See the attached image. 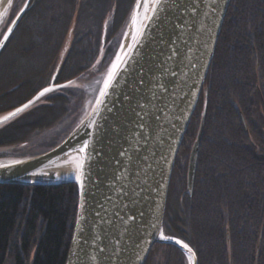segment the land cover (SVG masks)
<instances>
[{
    "label": "trees",
    "instance_id": "trees-1",
    "mask_svg": "<svg viewBox=\"0 0 264 264\" xmlns=\"http://www.w3.org/2000/svg\"><path fill=\"white\" fill-rule=\"evenodd\" d=\"M133 3L134 0H30L6 42L27 34H34L36 39H25L18 45V55L30 54L19 65V82L36 81L37 89L42 86L41 80H46V67L47 78L57 67L58 71L64 68L67 81L91 69L92 51L85 39L93 35L91 21L97 17L93 24L100 35L106 16L113 13L112 20L118 19L120 25L114 30L118 23H111L107 32L110 36L123 26ZM105 25L108 29L109 22ZM66 28L72 42L65 41L67 50L58 65L61 42L53 45L52 52L45 51L51 36L63 39ZM76 36L79 39L74 44ZM39 41L44 43L38 44ZM79 43H85L82 52L78 50ZM42 60L41 76L36 69ZM7 69L3 76L9 75L12 84L17 78L10 65ZM23 72L25 75H21ZM33 96L27 95L11 107L1 105L0 114ZM55 116L49 114L45 120L36 116L28 119V124L4 127L0 130V148L25 140L32 127L48 124ZM202 116L203 135L190 194L184 191L185 169L177 167V161L181 153L187 154ZM263 128L264 0H231L202 94L176 155L163 220L164 235L186 243L194 251L198 264H264ZM76 205L77 191L73 184L0 185V264H64ZM227 231L231 260L225 248ZM185 259L176 247L155 244L145 264H184Z\"/></svg>",
    "mask_w": 264,
    "mask_h": 264
},
{
    "label": "water",
    "instance_id": "water-1",
    "mask_svg": "<svg viewBox=\"0 0 264 264\" xmlns=\"http://www.w3.org/2000/svg\"><path fill=\"white\" fill-rule=\"evenodd\" d=\"M230 1L152 0L125 48L121 41L102 90L78 125L45 153L0 159V185L76 186V215L64 264H145L155 244L174 246L189 264H198L186 243L164 235L163 220L176 155ZM144 2L136 0L133 6L138 17ZM25 10L26 6L4 34L0 51ZM56 87L48 86L1 114L0 130L45 94L65 86ZM203 123L204 116L189 156L188 191ZM64 165L73 167L69 179L34 178Z\"/></svg>",
    "mask_w": 264,
    "mask_h": 264
},
{
    "label": "rangeland",
    "instance_id": "rangeland-1",
    "mask_svg": "<svg viewBox=\"0 0 264 264\" xmlns=\"http://www.w3.org/2000/svg\"><path fill=\"white\" fill-rule=\"evenodd\" d=\"M30 4V0H9L8 4L0 14V42L8 30L9 26L13 22V20L16 18L18 13L26 6L28 8ZM26 8V9H27ZM26 11V10H25ZM127 19L123 26L117 31V33L111 34L109 36L108 30L111 27V23H118L114 30L118 28L120 25V22L118 19L112 20V14L109 13L106 16V21L104 23L103 28L100 30H97V26L93 24V21L97 19L94 18L91 22V31L93 32L92 36H88L85 38L88 43V45L91 47L92 56L91 61L93 64V67L91 69H88L87 71H84L83 74L76 76L75 78L65 82L63 86H65V90H67L68 94L65 99V103L62 106V113L56 114L53 121H51L48 124H45L43 126H39L34 123V126L31 128L30 133L26 134L27 138L23 141H20L19 143H15L12 145H9V147L0 148V159L3 158L4 160H10L9 158H14V160H22L31 158L34 156H37L39 154L45 153L46 151L50 150L51 148L58 145L77 125L78 123L85 117V115L89 112V110L94 105L100 91L102 90V87L107 79V76L111 70V67L117 57V53L120 48V43L122 41V38L124 36L128 19L130 18V11L128 12ZM107 21L109 22L108 29L106 28ZM115 21V22H114ZM27 20H24L23 23L27 25ZM89 22V21H88ZM66 25V24H65ZM28 26V25H27ZM76 28V22L74 24ZM73 26V29H75ZM24 29V28H22ZM20 29V31H22ZM67 29L64 32V38H60L59 36H54L50 38V46L46 47L45 52H52L53 45H58L60 42V47L58 48V65L64 60V55L67 49V45L65 41L68 43H71L70 41V32H67ZM25 30V29H24ZM84 28H81L80 31L83 32ZM22 34V32H20ZM72 37V35H71ZM25 39H31L33 41L34 34L31 35H21V37H14L10 38V41L5 46V53L3 58L0 61V67L8 62V65H10V68L12 69L14 67L15 62L20 65V63H23L25 58H28L30 55L27 52H25L23 55H18V45L25 41ZM75 39L78 40L79 38L76 36ZM36 40V39H34ZM31 41V42H32ZM43 44V41H39L38 44ZM65 43V44H64ZM37 44V43H36ZM80 46L78 47V50L82 52V50L85 48V43H79ZM30 48L27 49L29 51ZM21 54V53H20ZM90 60V58H89ZM21 61V62H19ZM48 61V58H47ZM13 62V63H12ZM82 62L78 63L81 64ZM44 64V61L40 62V67L38 66L37 71L41 68V66ZM66 64V63H65ZM67 77V75L64 76V79ZM53 78V77H52ZM7 81L10 82V76H0V82ZM52 80H50L51 82ZM49 83V82H48ZM53 83L45 84L46 86H51ZM45 85H42V87H45ZM54 86V85H53ZM59 87V85H57ZM56 87V88H57ZM55 89V88H53ZM59 89V88H58ZM58 95H45L40 99V102L35 104L36 106L33 107L29 112L33 111V109H37L40 107L41 103H46L47 100L51 97H56ZM4 101H0V105H2ZM52 105V103H47V106ZM53 107V106H52ZM259 111L261 112V108L259 107ZM29 112L22 115L23 119H17L14 120V122L9 123L6 127H9L10 125H16L19 123H26L28 124V115ZM4 114V113H3ZM1 115V114H0ZM46 119V115H41L39 120ZM25 122H24V121ZM41 122V121H38ZM47 123V122H46ZM264 130V128H263ZM264 132V131H263ZM184 138V137H183ZM181 146V145H180ZM259 147V146H258ZM261 147V146H260ZM263 146L261 149L263 150ZM179 151V150H178ZM256 151L260 153L259 148H256ZM2 159V160H3ZM1 161V160H0ZM227 244L225 243L226 252L228 254V260H231V245H230V239L228 236L227 231ZM226 241V240H225ZM186 258V256H185ZM163 263V261H161ZM184 264H189V261L187 258L184 260Z\"/></svg>",
    "mask_w": 264,
    "mask_h": 264
},
{
    "label": "flooded vegetation",
    "instance_id": "flooded-vegetation-1",
    "mask_svg": "<svg viewBox=\"0 0 264 264\" xmlns=\"http://www.w3.org/2000/svg\"><path fill=\"white\" fill-rule=\"evenodd\" d=\"M7 41H8V39H7ZM6 42H5V44L3 45V47H2V49L0 51V61L3 58L4 54H6L5 53V50H4L5 49ZM7 67H8V62H7V64L4 63L0 67V76H3L4 74H7L8 69H9V68L7 69ZM42 67L43 66H41V68ZM41 68L38 70V73L39 72L40 73L42 72V69ZM64 71H65L64 68L61 69V71L59 69V71L57 70L56 75L52 73L51 76H50V78L48 77L49 78L48 79L47 78V75L49 73V69L47 70V67H46L44 73H47V72L48 73L46 75V80L44 81L45 78L43 80H41L43 82L42 85L48 84V82L51 84L50 80H52V77L54 75H55V77H54V80H53V84L52 85H54V86H57V85L61 86V85H63L65 83V81H67L66 79H64V76L66 75L64 73ZM20 72H21L20 66H19V64H17V62H15L14 67L12 68V73L15 74V76H16L17 79H15L12 84H9V82H7V81L0 82V91H1V93H0V101H2V100L4 101L2 103V105H4L5 107H9V106L11 107L14 104H16L18 102V100L20 101V100L24 99L25 97H27V95H30V94L31 95H36L38 92H40L41 90H43L44 88H47L49 86V85H47V86L45 85V87H42L41 86V87H39V88L36 89L35 84H34L36 81L33 82V83H30V82H26L24 79H22L23 81L22 82H19L20 81V78H21V76H19L20 75ZM21 75H25V73L23 72ZM41 76H42V73H41ZM39 79H41V78H39ZM45 95H58V96L49 98L46 103H41V106L39 108H37L35 110L33 109V111L29 112L28 119L33 120L36 116L37 117L38 116H41V115L48 116L49 114L50 115H56V114H59V113L61 114L62 113V106L65 103L66 96L69 95L68 92H67V90H65V87L64 88H61L60 87L59 89L54 90L52 92H49V93H47ZM47 103H52V105L50 106V104H48L49 106H47ZM199 126H200V124H199ZM203 127H204V123H203ZM202 135H203V130H202ZM195 139H196V137H195ZM195 139H194V141H195ZM194 141L191 142V144H190V146H189V148L187 150V154H185V152L183 154L182 153L181 154L179 153L180 155H179V157H178L179 159L177 161V167L182 166L185 169V190L184 191H185V193L188 192L190 194H191V192L193 190V186H194L195 173H194V179H193L192 188H191L190 191H188V189H187V170H188L189 156H190L191 148L193 146ZM198 150H199V148H198ZM197 154H198V152H197ZM196 160H197V158H196ZM175 162H176V159H175ZM174 165H175V163H174ZM195 170H196V163H195Z\"/></svg>",
    "mask_w": 264,
    "mask_h": 264
},
{
    "label": "bare ground",
    "instance_id": "bare-ground-1",
    "mask_svg": "<svg viewBox=\"0 0 264 264\" xmlns=\"http://www.w3.org/2000/svg\"><path fill=\"white\" fill-rule=\"evenodd\" d=\"M135 1L136 0H134L133 6L135 4ZM8 2H9V0H2L1 1V3H0V14L4 10V8L8 4ZM151 2H152V0H145L143 8H142V13L139 17L136 15V12L132 6V9L130 11V18L128 19L129 23H127L128 24L127 30H126L125 35H124L123 40H122V47L123 48H125L126 45L128 44L129 40L132 37V34L134 33L137 26L141 22V19L144 16L143 14L148 10V7L150 6ZM73 174H74L73 167H71V165H64V166H61L59 168H56L55 170H48V171L45 170V171L41 172L40 174L35 175L34 178H36L38 176L42 179H49L51 176H55L56 179L66 180V179H69L70 177H72Z\"/></svg>",
    "mask_w": 264,
    "mask_h": 264
},
{
    "label": "snow or ice",
    "instance_id": "snow-or-ice-1",
    "mask_svg": "<svg viewBox=\"0 0 264 264\" xmlns=\"http://www.w3.org/2000/svg\"><path fill=\"white\" fill-rule=\"evenodd\" d=\"M161 3H163V0H161ZM140 107L143 108L144 105H140ZM141 119H143V116H141ZM140 127H141V130H143V125H140ZM103 250H104L103 248L100 249V251H103Z\"/></svg>",
    "mask_w": 264,
    "mask_h": 264
}]
</instances>
